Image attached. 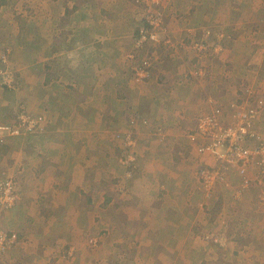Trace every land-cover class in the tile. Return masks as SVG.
Listing matches in <instances>:
<instances>
[{"label":"crops","instance_id":"1","mask_svg":"<svg viewBox=\"0 0 264 264\" xmlns=\"http://www.w3.org/2000/svg\"><path fill=\"white\" fill-rule=\"evenodd\" d=\"M25 1L22 0V4H25ZM26 2L28 3L26 6L30 7H27L28 11L23 14V16L25 15L24 19L27 20L26 16L31 15L34 24L47 21L49 24H47L48 33L47 35L44 32L37 34L34 29L32 32L35 33L37 40L32 43L28 42L27 37L29 34L32 36V32L26 35L23 34L22 29L26 25H22L23 19L20 17L22 15L11 10L13 7L11 4L14 3V0H7L6 3L0 6V53L9 51L11 56H13L16 69H18L15 81L19 82L17 91L12 92L6 90L0 81V123L16 124L18 113L24 108H28L34 114L48 113L52 121H57L56 126L59 131H51L49 133L47 130L45 135H40L38 131L28 138L22 135L17 138L16 142L5 144L2 147L3 153L9 150L17 155L15 156V163H17L18 157L20 178L27 183V177L30 176L35 182L34 185H26L25 188L30 190L23 195V203L19 204L22 208L19 210L15 209V212L12 211L10 215L23 221L28 213L36 212L38 208H41L45 210L48 216L52 217H47L48 220H45L46 222L48 221L47 223H57L58 219L53 220V217H59L60 222L64 219L66 220L61 224L65 230L71 229V226H73V231L79 229L78 231L80 232L83 229V225L81 221H78L80 218L78 212L83 206H86L90 217L89 220H91L89 231L90 233H98L108 227L101 225L102 230L95 223L100 211L98 209L99 206L94 205L95 203L100 204V200L97 197L93 200L94 204H91L95 209L89 206L87 201L86 204H81V201L84 202L85 200V196L82 195L83 191H81L83 184H85L84 182H86V177L84 179L83 174L80 175L79 179L77 177L74 180L68 178L63 185L58 186L50 183L46 185L44 180L47 179L46 177H49L51 183H58L64 180L60 176L63 174L58 172L61 168L60 164L63 156H59L58 153L60 148L67 146L69 139L73 135L78 137L74 142L70 140L69 143H72L78 149L77 151L84 154L88 151V148H91L90 146L94 145V143L97 145V142H100V133L103 136L106 134V129H104L105 131L102 130V128H105V126H102L103 123L106 126L108 124L105 122V118L114 117L111 122L115 120V126L113 127L115 132H122L127 129L128 117H131L132 120L137 118V121L140 119L139 117H148L147 119H150L149 115L146 116L147 114L137 115L138 104L133 105L130 111L126 109V106L129 105L127 96L130 89L120 87V80L122 77L126 78V73H123L124 70H122V74L118 71L117 61L120 53V40L117 35L119 31L116 33L114 31L116 30L117 22L120 23L121 19L126 18L125 13H127L133 3L131 0H27ZM187 8L189 9V14H187L185 22L180 21L183 26L181 36H186V33H189L188 35L190 36L193 33L192 35L196 36V32H199L196 30H202V33L205 32L207 23L220 21V16H229V20H233L236 24L238 22L245 23L247 13L250 15L256 13V17L259 19L255 20L252 18L251 22L255 23L258 31L262 30L264 36V0H191ZM105 27H108V30H104ZM241 28L242 25L233 27V31H229L232 28L227 29L224 37H235L236 39ZM26 29L28 32L31 30L29 27H26ZM243 32L241 35L243 42L241 37L237 40L239 43L229 44L224 41L225 45L229 47H225L224 43H221L223 41H215L219 47L223 45L224 48H219V50L212 48L214 51L211 50V55L215 61L208 67V73L209 70L213 73L216 63L222 71L231 75L233 69L237 68V59L240 57H242V60L246 58L245 61L247 63L244 66L249 67L250 72L255 71L256 66H248L250 56L246 55L248 54L246 51L251 50L254 53L253 59L264 55V47H262L264 40L263 42L258 39L255 40V35L251 37L250 27ZM247 35L250 38L248 39L250 42L246 41ZM129 40L131 42V39ZM243 45V50L240 51ZM250 45L257 49L250 47ZM238 48L240 50H237ZM236 50L238 53L235 54ZM226 53L228 54L227 56ZM223 58L224 60H222ZM262 61H264V56ZM218 67H216L215 71H219ZM103 72H109L110 74L105 78L102 75L104 74ZM98 76H101L100 79H104L99 80L100 82L91 83ZM92 77L94 78L93 80L91 79ZM101 81L109 83L103 85ZM88 106L91 108L94 106L95 110L88 109ZM115 113L117 117H115ZM59 120H61V123L65 121L66 129L65 126L59 128ZM118 120L120 123L123 121L124 125H121ZM136 125H138L137 134L143 132L148 135L147 138L143 137L144 140L152 139L153 126H157L155 120L150 119L149 125H145L143 121H138ZM130 131H132L131 128ZM83 136H90L87 143L86 141L79 142ZM166 137L168 138V144L166 143L167 145L164 147L166 151L161 150L155 155L148 151L151 150L150 146L153 143L145 141L139 143V147L144 150L140 163L143 161L144 165L148 166L146 161L149 159L163 164L168 162L162 167L161 174L154 182V186L151 182L147 183L149 185L148 190H145V196L144 198L142 197L145 204L148 205H144L143 211H139V213L143 212L148 229L139 225L135 231L134 228H131L132 223L130 221H127V223L121 222L123 224L120 226L113 222L110 228L117 231L116 234L111 239L109 237H101L104 240L99 249L102 255L110 261L92 259L93 257L85 252L77 255V264H232L229 261L230 252L226 255V252H223L224 250L214 249V246H209L199 236L202 227L210 228L209 223L216 218L214 208L218 207L220 209L227 206L223 198L231 197L232 191L221 190L220 193L213 191L211 199L204 196L203 198L202 195L204 194L200 192L201 182L197 174L198 164L196 165V162L194 164L186 162L189 161L186 159L188 153L184 151H189L190 147H188V150V145L186 146L184 142L188 140L184 136V141H181V145L179 144V147H177L180 149H174L170 153L169 151L172 149L167 146L169 142L173 143L171 142L173 138L171 137L170 139L169 134ZM123 138V135L119 138L122 143ZM178 139L179 141L181 140L180 138ZM120 142L119 144H121ZM13 145L16 147H10ZM46 147L49 149L47 153L44 152ZM157 147L160 146L157 145ZM51 153H53L51 158L55 160L52 159L54 163L50 164V158L48 157ZM170 155H173V157ZM192 155L199 160L200 155L196 150L192 152ZM106 158L107 155L105 160ZM0 160L2 161L1 158ZM214 161L213 164L217 165L216 161ZM41 164L44 168L41 167ZM121 165L123 166L121 168H126V165ZM237 176L236 171L232 169L227 171L228 178L234 179ZM136 178L137 175H134L132 179ZM140 178L144 182L148 180L145 174H141ZM70 180L76 184L74 187H69L67 182ZM114 182L118 183L115 180ZM253 185V188L245 197L247 201L245 206L252 205L256 208L258 203L257 193L260 187L257 183ZM59 187L61 190H59ZM34 188H38L39 192L35 191ZM40 194L47 199L40 197ZM72 194H74L73 198L79 203V206L77 209L75 207V212L70 210L69 217H65L68 214L65 206H59L60 211H51V203L48 206L45 204L46 207L43 206V203L50 198L61 200L64 197H70ZM30 205H32V211L30 210ZM201 216L204 220H211L206 227L205 225L200 226L201 220L199 219ZM101 218L106 219L103 216ZM138 219L140 218H129V220ZM33 221L26 217V220L23 221L25 224L18 221L16 227L21 234L24 233L29 237V228L34 226ZM13 222L16 223V221ZM258 224L262 226V222ZM25 225L28 227L24 229ZM26 229L27 231H24ZM133 229L134 231H132ZM141 229L144 231V237L142 239L139 238L138 241L135 235L139 234ZM170 229H173L172 232ZM128 230L131 232H128ZM75 233L76 231L74 234L71 233V236L64 233V241L66 242L67 239V241L76 243L78 236ZM122 233L131 234V239L117 240L119 234ZM249 236H251L250 239H248ZM112 239L116 241L115 244ZM33 241L38 242L35 238ZM110 241L113 245L110 244ZM127 241L129 244L133 241L130 248L135 247L129 249ZM122 242L127 244H122ZM171 245L172 247L178 246L181 248L177 247L174 249ZM239 246L255 251L258 259L250 260L251 264H264V238L254 237L249 233L247 237L242 239ZM168 247L171 248L168 249ZM37 252L39 251L33 250L35 255ZM41 260V257L36 259L38 262H44V259ZM241 264L247 263L241 261Z\"/></svg>","mask_w":264,"mask_h":264},{"label":"rangeland","instance_id":"2","mask_svg":"<svg viewBox=\"0 0 264 264\" xmlns=\"http://www.w3.org/2000/svg\"><path fill=\"white\" fill-rule=\"evenodd\" d=\"M26 1L25 4H22V0H14V3L11 4L13 6H11L12 12H18L23 16V14L28 11L27 7H30L26 6V4H28ZM131 2L133 4L130 5V9L127 11V13H125L126 18L121 19L120 23L117 22L116 30L114 31V33L119 31L117 35L120 40V53L118 56L119 59L117 61V65L119 67L118 71L121 73L122 70H124L123 73H126V78L122 77L120 80V87H127L130 89L129 95L127 96L129 99V105L126 106L127 110L130 111V108L133 105L138 104L140 107V114H147L146 116L149 115L151 120L153 119L156 121L157 126H153L154 130L153 136L151 137L152 139L148 138V140H144L143 137L147 138L148 135L144 134L143 132L137 134V118L132 120L131 117H128V127L122 132L113 131L115 120L112 122L111 120L114 117H108L110 119L105 118V122L108 124L106 126L103 123L102 126H105V128H102V130L106 129V134L103 136L100 133V142H97V145L94 143V145L90 146L91 148H88L87 152L82 154L80 151H77L78 149L76 146L74 147L72 143H69L70 140L74 142L77 139L78 136L76 135H73L71 139H69L65 148H60L58 155L63 157L60 164L61 168L58 172L63 174L60 176L63 177L64 180L58 183H51L49 181V177H46L47 179L44 180L46 185L50 183L58 186L63 185L64 181L68 180V178L74 180V178L77 177L79 179L80 175L83 174L84 179L86 177V182H84L85 184H83V189L81 191H83L82 195L85 196V200L83 199L84 202L81 201V204H86V198L90 197L92 202L90 204L87 202V204L92 206L91 204H94L93 200H95L97 197V199L100 200V204L95 203L94 205L99 206L98 209L100 211L95 223L96 225L100 226L99 229H102L101 225H105L108 228L105 230L102 229L103 231H99L98 233H90L89 224L91 220H89L90 217L88 216V208L83 206L78 212L80 217L78 221H81L83 229L80 232L78 231L79 229L75 230V235L78 236L76 243L67 241V239L65 242L63 234L67 233L70 236L71 233L74 234L75 231H73V226H71V229L69 228L68 230H65L61 224H63L66 220L64 219L62 222H60L59 217L56 218L55 216L53 217V220L58 219L57 223H47L48 221L46 222L45 220L47 217L51 216H48L45 210L38 208L36 212L28 213L24 218V220H26V217H29L30 220H34V226L29 228V237H27L24 233L21 234L19 229L16 227V224H18V221H21L22 223L24 220H19L11 216L10 213H12V211L15 212V209L19 210L22 208L20 205L23 203V195H25L30 190L26 189L25 187L29 184L34 185L35 182L30 176L27 177V183H25V181L20 178V172H18V166L20 165V162H18V157L17 163H15V156L17 155L9 150L3 153L2 148L0 149V158L2 159V161L0 160V183L7 180H12L19 197L16 201V204L12 206L13 208H0V231L10 232L18 237L16 243H14L9 251L0 254V264H77V255L79 253L82 254L85 252L89 253V256L93 257L92 259L107 260L99 249L101 248L104 238L109 237L111 239V237H113L117 232L110 228L112 227L111 223L115 222L118 224V226H120L123 223L130 221L132 223L131 228H134L135 231L138 229L139 225H141L142 228L146 227L145 229H148V225L145 224L146 221L143 212L139 213V211H143L144 205H148L143 201L146 193L145 190H148L149 186L147 183L151 182L154 186V182L159 177V174H161L162 167L168 163L166 162L163 164L159 161H153L150 159L146 161L148 166H145L143 161L140 163L144 150L139 147V143L144 141L147 143L150 142L151 144L153 143L150 146L151 150L148 151L155 155L161 150L166 151L164 148L165 145L168 144V138L166 135L169 134L170 139L171 137L173 138L171 140L173 143L169 142L167 147L172 149L169 151L172 153L174 149H180L177 147H179V144L181 145V141H184L183 139L185 136V139L188 141L185 140L187 144L185 142L184 144L186 146L188 145V150V147H190L189 151H184L188 153L186 159L189 161L186 162H190L192 164L196 162V165L198 164V169L196 167L195 171L197 169L198 174L201 168L212 167L216 164H213L214 158L210 153H205L204 156H201L198 150H196L194 143L189 139V135L194 133L197 119L207 113L212 112L216 107L224 106L225 108H228V111H226L227 114L228 112L230 113L228 116H233L232 114H234L235 109L230 108V104L236 100L247 102L250 101L253 103L252 105H254L255 102L260 99L264 101V61H262V57L264 55H260V57L253 59L254 53L251 50L246 51V53H248L246 55L250 56L248 66H256V69L253 72H250L251 70L249 67L244 66V64L247 63L245 61L246 58L242 60V57H240L237 59V68L233 69L231 75L222 71V69L219 68L216 63L215 69L218 67L219 71H215L214 69L213 73H211L210 70L208 73V67L212 65L213 61H215L211 55V50L214 48L219 50V48L222 49L224 46L229 47L228 45H225L226 42L229 44H233L234 42L239 43L237 41L238 38L241 37L242 41V32L247 30L249 27L251 37L255 35V40L258 39L263 42L264 36L262 30L258 31L255 23L251 22L252 18L255 20L259 19L256 17V13L252 15L247 13L246 17L248 20L246 19L245 23L238 22L237 24L233 20H229V16H220V21L216 23H207L208 25L205 27V32L202 33V30H196L200 32H196V36H193V33H191L190 36L188 35L189 33L187 34L186 32V36H181L183 26L180 24V21L185 22V18L187 14H189L187 5H190L191 0H140L139 2H137V0H131ZM123 11L125 10L123 9ZM157 13L160 15L158 18H161V26L163 29H160L156 32L154 39L149 42L146 48L137 50L135 46V40L140 34V31L147 28L146 21L148 22L149 19H151V21L156 20L154 16H156ZM22 16H20L21 19H23L22 25H26V27L31 29L30 32H28L26 27H24L22 29L24 35L31 33L34 31V29L36 30L37 34L44 32L45 35H47V21L41 22L40 24H34L32 21L33 17L31 15L26 16L27 20L24 19L25 15L23 17ZM239 25H242V28L239 29L240 31L237 34L238 37L236 39L235 37H224L226 34L225 31H227V29L232 28L229 31H233V27H237ZM211 27H213V29H211ZM104 30H108V27H105ZM27 39L28 42L32 43L33 41L37 40V37L35 33L32 32V36L29 34ZM129 39H131V42ZM246 39V41L250 42V40H248L250 39L248 35ZM216 40L223 41L221 42L222 44L225 41L224 46L220 45L219 47L217 42H215ZM204 42L205 47L200 49L199 46L201 44L198 43ZM212 45L214 46L210 47ZM252 45H250V47L255 48ZM241 47V50L240 48L237 50L242 51L244 45ZM262 47H264V45ZM237 50L235 54L238 53ZM7 52L9 51L2 52L0 55ZM134 54L136 55V60L139 65L141 62L143 63L145 61H149L147 59H151V61L148 62L150 65H147L150 67L149 77L146 78L145 74H142L141 76L139 73L141 80L137 79L138 77L136 78L137 74L134 71V67L137 66L138 70L143 68L132 62V56ZM227 55L228 54L226 53V56ZM222 60H224V58ZM5 68L13 73V75L17 78L16 74H18V69H16L15 61L11 54L9 61H7L5 65H0L1 84L4 81L1 70ZM105 73L102 75L106 78L110 73ZM101 76H98L95 79L92 77L91 79H94V81H91V83L100 82L99 80L101 79L103 80L104 78L100 79ZM101 83L105 85L109 82L101 81ZM18 85L19 82L16 81L15 89H9L7 87L6 90L16 92ZM241 89H249V92L252 94H242V92H240ZM215 99H217V101H215ZM92 108L89 107L88 109L92 111L95 110L94 106ZM249 108H251V106L246 105V109L248 110ZM17 116L16 124L19 123L18 120H23V125L19 129L22 132L21 136L25 135V138L32 136L38 131L40 135H45L47 130L49 133L51 131H59L56 126L57 121H52L48 113L43 112L34 114V112L30 111L28 108H24L18 113ZM115 117H117L116 113ZM36 121L39 122L38 129L36 132H33L30 130V127L34 126ZM132 121L135 123H132ZM118 122L120 123L119 120ZM1 124H5V122L0 123V125ZM120 124L124 125L123 121ZM258 125L259 128L264 131V106L259 116ZM58 126L59 128L65 126L66 129L65 121L61 123V120H59ZM130 128L132 131H130ZM118 135H123V137L129 135L131 140L128 144L124 145V142H120ZM18 137L19 136L8 137V139L5 141V144L7 145L11 142H16ZM89 138L90 136H83V138H80L79 142L86 141L87 143ZM178 138L181 140L179 141ZM119 142L122 145L119 144ZM157 145L160 147H157ZM10 147L16 146L13 145ZM48 150V147H46L44 152L47 153ZM194 150L199 153V160L192 155ZM52 154L53 153H51V155L48 157L50 158V164L52 162L54 163L53 160H55L54 158H51V156H53ZM106 155V160L108 161L105 160ZM170 156L173 157V155ZM8 158L9 160L7 161ZM121 164L126 165V168H121L123 167ZM41 167L44 168L42 164ZM234 171H236L238 174L236 178L230 179L225 177L224 181H219L214 187L211 188L212 191L210 193V199L212 198L213 191L220 193L221 190H227L232 191L233 194L229 198H223V201L226 203L225 205H227L226 207H219L220 209H218V207L214 208L216 218L213 222H210L211 220L209 219L204 220V218H202L203 215L201 216L199 219L201 220L200 226L205 225L206 227L208 222H210V228L202 227L200 230L201 234H199V236L203 241H206L209 246H214V249L224 250L223 252H226V255L230 252L231 256H229V261L232 264H241V261L251 264L250 260L254 261L255 259H258L255 251L244 247L245 245L241 247L239 246V243L242 241V239H244V237H247L249 233L254 237L264 238V202L259 203L260 197H258V195L262 193L263 187L262 185L260 186V181L254 177L257 174L256 172H258L257 170H254L253 173L249 172V184L247 187H241L238 185L241 183L240 175L237 170ZM122 173L124 174L123 176ZM141 174L147 175L148 180L146 182L141 180ZM134 175H137V180L132 179ZM71 180L67 183L69 187H74L76 184ZM114 180L118 183H115ZM254 183H257L260 187L257 193L258 203L256 204V208L252 205L245 206L247 203L245 197L253 188ZM34 190L39 192L38 188H34ZM59 190H61L60 187ZM73 196L74 194L68 198L64 197V199L61 200L56 198L53 200L50 198L43 203V206L46 207V205L48 206L51 203V211H60L59 206H65L66 213L69 214H67L68 216L65 215V217H69L70 210L75 212V207L77 209L79 206V203H77ZM106 196L109 197V203H106ZM203 196L205 197V195H202V197ZM40 197L47 199L45 196H41V194ZM93 209L95 208L93 207ZM30 210L32 211V205H30ZM102 216L107 220L101 218ZM137 217L140 219L129 220V218ZM13 221H16V223ZM261 222L262 226L258 224ZM23 224H25V222H23ZM27 227L28 226L25 225L24 229ZM134 229L132 231H134ZM172 230L173 229H170L171 232ZM24 231H27V229ZM128 232L131 231L128 230ZM122 234H119L117 240L124 238L128 240L131 239V234ZM135 237L137 240L139 238L142 239L144 237L143 229H141L139 234L135 235ZM250 237L251 236H249L248 239H250ZM34 238L38 242L33 241ZM115 242L116 241L113 243L115 244ZM132 242L129 244L127 241L128 244L123 242L122 244H127L129 245V249H133L135 246L130 248ZM110 244L113 245L111 241ZM171 247H168V249ZM177 247L172 248L176 249ZM33 250H37L39 252H37L35 255ZM39 257H41L42 260L44 259V262L47 263L36 261V259Z\"/></svg>","mask_w":264,"mask_h":264},{"label":"built area","instance_id":"3","mask_svg":"<svg viewBox=\"0 0 264 264\" xmlns=\"http://www.w3.org/2000/svg\"><path fill=\"white\" fill-rule=\"evenodd\" d=\"M140 0H137L139 2ZM158 13L156 20L149 19L146 21L147 28L142 29L137 37L136 48L142 47L145 43H149L154 39L156 32L162 28L161 18ZM156 40V39H155ZM154 40V41H155ZM199 47L203 49L205 43ZM10 59V53H3L0 55V65H5ZM134 64H137L143 69L138 70L137 66L134 67L136 78L141 80L140 75L145 74L146 78L149 77V69L151 59L149 61L137 63L136 55L132 56ZM3 75V87L15 89L17 79L13 73L8 69L1 70ZM140 73V75H139ZM8 76V78H7ZM12 76V77H11ZM15 83V85H14ZM249 89H241L240 92L252 94ZM249 101V100H248ZM232 104V105H231ZM230 108H234L233 116H228L226 111L228 108L216 107L212 112L199 117L196 121L194 133L189 135V139L194 143L196 150L201 156L205 153H210L217 165L212 167L201 168L198 176L200 179L201 191L205 194L206 198L210 197L211 188L214 187L219 181H224L227 178V171L230 169L237 170L240 175L241 183L238 185L244 187L249 184V172L253 173L257 170L255 179L260 181L262 185V193L259 203L264 202V131L259 128V116L264 106L262 99L255 102L236 100L231 102ZM246 105L251 108L246 109ZM226 117V118H225ZM18 124H1L0 125V147L5 145L8 137L21 136L22 132L19 129L23 125V120H18ZM38 123L30 127V130L36 132ZM132 123H135L132 121ZM17 126V127H16ZM31 133V132H29ZM119 136V135H118ZM122 135L119 136V138ZM131 140L129 135L124 136V145L128 144ZM250 169V170H249ZM15 185L12 180H7L0 183V208H11L18 200V193L16 192ZM13 208V207H12ZM17 236L10 233L0 231V254L7 252L16 243Z\"/></svg>","mask_w":264,"mask_h":264},{"label":"trees","instance_id":"4","mask_svg":"<svg viewBox=\"0 0 264 264\" xmlns=\"http://www.w3.org/2000/svg\"><path fill=\"white\" fill-rule=\"evenodd\" d=\"M6 2H7V0H0V6L3 5V4L6 3ZM136 41H137V40H135V44H136ZM204 43H205V42H204ZM148 44H149V43H145L142 47L137 48V50H141V49L146 48V46H147ZM132 62H133V60H132ZM133 72H134V71H133ZM137 112L139 113V114L137 113V115L140 116V113H141V112H140V107H139V109L137 110ZM139 116H138V117H139ZM139 118H140V119H143V120H139V119H138V121H143V123H144L145 125H149V121H150V119L148 120V119H147L148 117H147V118H141V117H139ZM145 119H146V120H145ZM6 120H7V119H6ZM138 121H137V122H138ZM7 124L11 125L12 123H7ZM1 148H2V146L0 147V149H1ZM200 192L203 193L201 190H200ZM203 194H204V193H203ZM204 195H205V194H204ZM109 201H110V200H109V197L106 196V203H109ZM87 202H88V204H90V203L92 202V200H91L90 197L87 198ZM106 231H107V230H106ZM106 231H105V232H106Z\"/></svg>","mask_w":264,"mask_h":264},{"label":"bare ground","instance_id":"5","mask_svg":"<svg viewBox=\"0 0 264 264\" xmlns=\"http://www.w3.org/2000/svg\"><path fill=\"white\" fill-rule=\"evenodd\" d=\"M144 1V0H143ZM149 1V0H148ZM151 1V0H150ZM161 1V0H160ZM156 2V1H155ZM158 5V4H157ZM155 6V5H154ZM159 6V5H158Z\"/></svg>","mask_w":264,"mask_h":264},{"label":"clouds","instance_id":"6","mask_svg":"<svg viewBox=\"0 0 264 264\" xmlns=\"http://www.w3.org/2000/svg\"><path fill=\"white\" fill-rule=\"evenodd\" d=\"M4 146V145H3Z\"/></svg>","mask_w":264,"mask_h":264}]
</instances>
